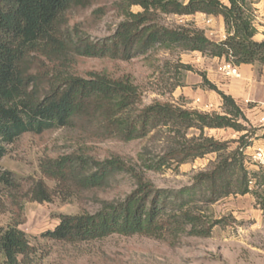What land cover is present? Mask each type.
I'll return each mask as SVG.
<instances>
[{
	"label": "trees",
	"instance_id": "1",
	"mask_svg": "<svg viewBox=\"0 0 264 264\" xmlns=\"http://www.w3.org/2000/svg\"><path fill=\"white\" fill-rule=\"evenodd\" d=\"M93 0H0V162L7 146L26 133L72 130L96 140L123 143L145 140L165 131L170 145L150 169L176 168L215 154L210 166L178 190L160 189L118 156L98 160L72 153L41 164L45 180L31 190L35 202H52L58 195H76L104 187L126 173L136 189L124 200L103 203L96 213L61 215L43 239L78 244L111 236H144L176 243L185 235L209 238L225 223L210 213L211 206L264 189V170L250 172L245 151L256 130L236 101L191 65L177 68L202 77V87L223 101L222 113L203 112L171 102L143 105V95L131 75L74 72L78 58L128 62L154 49L198 52L225 59L235 66L264 67V40L256 41L254 0H117L121 22L115 33L92 41L70 15L88 9ZM134 7L142 11L133 12ZM205 14L224 19L227 38L216 42L191 24L167 25L164 18ZM232 129L237 140L221 141L206 130ZM235 145V146H233ZM255 181V190L250 182ZM13 185L0 167V189ZM36 250L19 223L0 229V264H33Z\"/></svg>",
	"mask_w": 264,
	"mask_h": 264
},
{
	"label": "rangeland",
	"instance_id": "2",
	"mask_svg": "<svg viewBox=\"0 0 264 264\" xmlns=\"http://www.w3.org/2000/svg\"><path fill=\"white\" fill-rule=\"evenodd\" d=\"M117 0H93L85 10L73 12L71 26H77L92 41L110 38L122 18L116 9ZM256 25L264 34V0H254ZM133 12L142 11L134 7ZM167 25L191 24L208 32L206 20L171 16L164 18ZM210 58L201 53L154 49L147 55L128 62L110 59L78 58L74 72L86 76L90 72L107 73L113 78L131 75L140 88L143 105L155 101L171 102L193 108L194 100L184 95L183 87L189 77L190 87L196 91V73L185 72L177 67L191 65L204 72ZM261 73V69L258 70ZM200 99L211 100L214 108L209 112L222 113L216 106L220 97L215 92L203 89ZM212 96V98H210ZM191 105V106H188ZM206 135L221 141L237 140L228 134L206 130ZM170 142L164 130L145 140L123 143L117 140H96L72 130L47 131L42 134L26 133L7 146L8 153L0 162L3 172L12 175L13 185L0 189V229L19 223L36 250L33 264H264V189L250 196L224 199L211 206L210 213L225 223L214 228L211 237L183 236L176 245L167 241L144 236L114 235L102 241L67 244L43 239L41 235L54 230L61 215L96 213L106 202L124 200L136 189L135 179L126 173L113 176L102 188L79 192L76 195H58L53 201L39 203L31 199L35 183L45 180L51 189L54 182L41 173V164L72 153H84L98 160L118 156L132 165L146 180L160 189H181L192 184L193 176L206 170L216 155L184 164L178 168L150 169V164L159 162ZM235 146V145H233ZM253 164H248L250 172ZM259 170V169H258Z\"/></svg>",
	"mask_w": 264,
	"mask_h": 264
},
{
	"label": "crops",
	"instance_id": "3",
	"mask_svg": "<svg viewBox=\"0 0 264 264\" xmlns=\"http://www.w3.org/2000/svg\"><path fill=\"white\" fill-rule=\"evenodd\" d=\"M192 17L204 20H212V24L210 26H206L212 30L210 33L216 36V38L212 39L210 36H208V32L206 31L207 36L211 40L220 42L227 38L225 23L222 17H210L205 14H197ZM256 28L257 34L254 39L258 42H261L264 40V34L259 31L257 25ZM194 53L199 54L198 52ZM224 62L225 59L210 58L209 65L204 67V73L207 75L209 81H211L221 91H223L226 95L231 96L236 101L248 119L249 126L256 130L255 135L252 138V145L245 151L246 154H252L255 147L264 144V123H261V118L264 117V67L260 68L254 65H241L238 67L241 77L235 78L227 77L220 71L219 68ZM259 68L261 69V73L258 71ZM185 84L186 86L183 87L184 95L188 99L194 100L192 104L193 108L191 109L203 111L208 106H212L214 108L213 102L211 100L206 101V99H203L202 101V97L200 99L199 92L205 89L202 87V77L197 76V80L193 83L197 85L196 91H193V88L190 87L192 84L189 82L188 76L186 78ZM210 98H212V96H210ZM197 99L201 100L200 104L195 103ZM215 104L216 106L222 108V99L220 98L219 102H216ZM183 106L187 107L186 105ZM214 131L223 132L232 137L237 136L236 139L242 135L232 129H219ZM252 168L254 169L253 171H258L259 169L256 166H252ZM248 170H250V168H248ZM247 196H250V194L246 195L245 197Z\"/></svg>",
	"mask_w": 264,
	"mask_h": 264
},
{
	"label": "built area",
	"instance_id": "4",
	"mask_svg": "<svg viewBox=\"0 0 264 264\" xmlns=\"http://www.w3.org/2000/svg\"><path fill=\"white\" fill-rule=\"evenodd\" d=\"M206 24L207 26H210L212 24V20L207 19ZM219 69L227 77H235V78L241 77L238 66H235L232 63L227 62L226 60ZM195 103L200 104L201 100L197 99ZM212 108H213L212 106H208L206 109L203 110V112H209ZM261 123H264V117L261 118ZM245 155H246V165L251 163L255 165L257 168L264 170V144L255 147L253 149L252 154L245 153ZM250 189L251 190L256 189L255 181L253 180L250 182Z\"/></svg>",
	"mask_w": 264,
	"mask_h": 264
}]
</instances>
